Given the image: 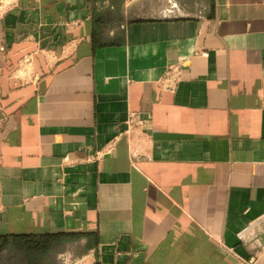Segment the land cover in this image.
Masks as SVG:
<instances>
[{
	"label": "crops",
	"instance_id": "obj_1",
	"mask_svg": "<svg viewBox=\"0 0 264 264\" xmlns=\"http://www.w3.org/2000/svg\"><path fill=\"white\" fill-rule=\"evenodd\" d=\"M44 236L264 264V0H0V240Z\"/></svg>",
	"mask_w": 264,
	"mask_h": 264
},
{
	"label": "rangeland",
	"instance_id": "obj_2",
	"mask_svg": "<svg viewBox=\"0 0 264 264\" xmlns=\"http://www.w3.org/2000/svg\"><path fill=\"white\" fill-rule=\"evenodd\" d=\"M32 255L29 251L16 249L7 254L0 264H87L66 247H59L47 257Z\"/></svg>",
	"mask_w": 264,
	"mask_h": 264
},
{
	"label": "trees",
	"instance_id": "obj_3",
	"mask_svg": "<svg viewBox=\"0 0 264 264\" xmlns=\"http://www.w3.org/2000/svg\"><path fill=\"white\" fill-rule=\"evenodd\" d=\"M12 246L15 249L29 251L32 256H44L48 254L52 248V238L50 236H44L40 238L36 237H15L11 240H0V252Z\"/></svg>",
	"mask_w": 264,
	"mask_h": 264
},
{
	"label": "built area",
	"instance_id": "obj_4",
	"mask_svg": "<svg viewBox=\"0 0 264 264\" xmlns=\"http://www.w3.org/2000/svg\"><path fill=\"white\" fill-rule=\"evenodd\" d=\"M8 5H10V3ZM180 78H181V67L172 66L167 70V72L163 76L161 83L165 90L172 91L178 85ZM139 123H141V121L138 119V117L132 114L128 121L129 128H132L133 126H136ZM103 155L104 153L98 152L96 154V159L101 158Z\"/></svg>",
	"mask_w": 264,
	"mask_h": 264
}]
</instances>
